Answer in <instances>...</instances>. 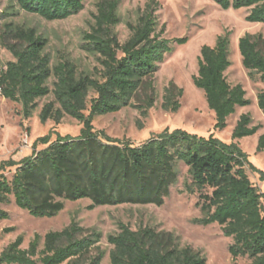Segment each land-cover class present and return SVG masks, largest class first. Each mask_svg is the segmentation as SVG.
<instances>
[{
  "label": "trees",
  "instance_id": "16d2710c",
  "mask_svg": "<svg viewBox=\"0 0 264 264\" xmlns=\"http://www.w3.org/2000/svg\"><path fill=\"white\" fill-rule=\"evenodd\" d=\"M15 1L23 11L47 21L66 20L84 10L83 0ZM213 1L224 10L247 9L248 23L264 25V0ZM121 2L100 1L92 32L84 35L82 49L96 56L101 68L96 70V77L79 73L68 59L52 66L45 53V37L32 28L6 25L1 44L14 61L0 76L1 96L21 104L28 119L38 100L53 95L54 101L44 105L39 114L41 123L51 120L59 125L69 116L83 127L77 137L59 134L55 141L49 135L41 137L33 144L30 156L19 162H1L0 219L9 218L2 206L9 205L12 198L18 208L36 218H54L66 202L81 200L91 202L88 210L121 205L162 207L178 182L177 165L183 163L191 179L186 192L199 194L197 205L202 217L194 223L221 226L224 236L233 240L229 253L234 260L248 258L251 264H264V193L248 173H258L264 182V172L253 166L236 142L227 144L213 134L203 137L166 129L134 146L94 130L96 117L132 107L140 94L144 98L136 107L147 117L156 102L154 77L160 65L172 52V44L187 41L163 37L165 27L158 31L160 3L147 0L144 8L138 9L136 22L127 24L130 36L121 43L115 32L121 23ZM230 35L226 31L214 47L201 49L199 71L194 77V85L205 93L215 113L216 130L227 127V119L237 108L250 105L244 88L231 86L226 77L232 64ZM239 51L250 77L258 75L264 86V34H245L239 40ZM51 79H55L53 89ZM91 93L96 95L92 99ZM182 96L183 90L171 82L165 89L163 110L178 112ZM257 102L264 114V89ZM259 129L252 126L251 116L244 114L232 139L254 136ZM39 146L45 148L38 150ZM257 151H264V135ZM13 168L15 172L8 178L5 172ZM119 229L118 234L107 237L113 246L111 264H207L206 258L191 247L181 248L173 233L151 228L133 231L123 223ZM101 239V233L87 231L73 220L64 230L47 233L42 249L40 235L28 249H22L24 239L19 236L0 254V264H102L103 252L92 255Z\"/></svg>",
  "mask_w": 264,
  "mask_h": 264
},
{
  "label": "rangeland",
  "instance_id": "374dc122",
  "mask_svg": "<svg viewBox=\"0 0 264 264\" xmlns=\"http://www.w3.org/2000/svg\"><path fill=\"white\" fill-rule=\"evenodd\" d=\"M100 1L102 0H83L84 10L78 15L66 20L47 21L23 11L15 0H0V76L7 69L8 63L14 61L13 55L1 44L6 25L12 24L35 29L48 40L45 53L50 56L52 66L68 59L76 65L79 73L96 77V70L101 69L97 58L86 53L82 46L84 35L91 33L95 25L94 17ZM157 1L160 3L157 12L158 31L164 26V38H185L187 41L183 44H172V52L160 65L154 77L156 102L147 117H143L136 107L144 98V94H140L132 107L96 117L93 122L94 130L104 132L113 139L130 142L134 146L144 144L166 129H181L203 137L213 134L227 144L236 142L248 155L253 166L264 172V151H257L259 139L264 135V114L258 107L257 96L264 86L258 75L250 77L243 66L239 51L240 38L247 33L264 34V25L248 23L247 9L224 10L213 0ZM146 2L147 0H122L118 12L121 23L115 28L121 43L127 41L130 36L127 24L136 22L137 11L144 8ZM226 31L231 32L232 63L226 77L231 86L241 85L244 88L250 105L237 108L236 113L227 119V127L224 130H216L215 113L209 108L205 93L194 85V77L198 75L201 49L204 46L214 47L217 39ZM54 82L55 79L49 82L51 89ZM171 82L183 90V96L180 98L181 108L176 113L166 112L162 108L165 89ZM95 96L91 93L90 99ZM53 101V95L38 100V107L32 117L26 119L22 105L6 100L0 92V164L10 160L19 162L30 156L33 144L41 137L49 135L52 141H55L59 134L72 137L80 135L83 126L69 116L59 125L51 120L46 124L41 123L39 114L42 108ZM244 114L250 115L252 126H259L260 129L254 136L234 141L233 131ZM44 148L45 146H39L38 150ZM177 170L178 182L171 188L170 197L162 207L121 205L88 210L91 202L81 200L66 202L64 210L54 218H36L18 208L12 198L9 205L2 206L9 218L0 219V254L19 236L24 239L22 249H28L35 236L40 235L42 249L47 233L60 232L75 220L85 230H96L102 234L100 243L92 251V255L99 251L104 253L102 264H111L110 252L113 246L108 243L107 237L120 232V223L128 225L133 231L151 228L157 232L173 233L179 238L181 248L191 247L206 258L207 264H251L248 258H232L229 247L233 240L224 236L221 226H201L194 223V220L202 217L197 205L199 194L186 192V184L191 183L188 168L179 163ZM14 172L15 168L8 169L5 175L11 178ZM248 173L251 181L264 193V182L260 181V175L251 171ZM7 229L13 231L7 232Z\"/></svg>",
  "mask_w": 264,
  "mask_h": 264
}]
</instances>
